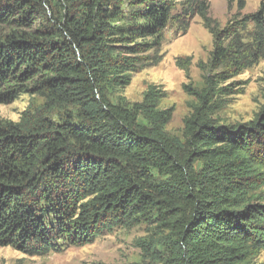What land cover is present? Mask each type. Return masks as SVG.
<instances>
[{
  "label": "trees",
  "instance_id": "16d2710c",
  "mask_svg": "<svg viewBox=\"0 0 264 264\" xmlns=\"http://www.w3.org/2000/svg\"><path fill=\"white\" fill-rule=\"evenodd\" d=\"M239 11L246 0H238ZM209 0H0V103H44L0 120V244L28 255L90 244L136 216L175 234L171 264H250L264 246V107L222 124L216 100L264 58V1L223 28ZM180 8V10H178ZM199 16L213 36L184 142L150 86L132 107L109 89L157 64L164 30ZM178 60L187 74L191 65ZM232 81L228 85H232ZM199 166L197 167V165ZM157 172L164 178H158ZM256 264V263H252Z\"/></svg>",
  "mask_w": 264,
  "mask_h": 264
},
{
  "label": "rangeland",
  "instance_id": "374dc122",
  "mask_svg": "<svg viewBox=\"0 0 264 264\" xmlns=\"http://www.w3.org/2000/svg\"><path fill=\"white\" fill-rule=\"evenodd\" d=\"M264 0H246L239 11L238 0H209L213 25L223 28L237 16L255 11ZM180 10V8H178ZM164 40L157 64L148 65L131 76V82L109 89L114 102L129 107L141 102L152 85L160 92L159 107L173 108V117L165 130L173 139L184 142L185 119L193 111L197 99L188 94L185 83L202 87L204 72L201 63H207L213 49V36L202 18L192 19L187 30L176 21L164 30ZM191 57L189 73L178 66V60ZM235 81L232 85H228ZM227 89L216 100L214 117L222 124L246 122L264 107V58L226 84ZM44 103L39 95L22 94L13 102L0 103V120L19 121L25 110H36ZM199 164L197 165V167ZM158 178H164L155 172ZM155 212L136 216L105 231L95 242L67 247L62 252L48 255H28L11 246L0 244V264H171L170 257L177 245V237L160 226ZM250 264H264V246L250 256Z\"/></svg>",
  "mask_w": 264,
  "mask_h": 264
}]
</instances>
